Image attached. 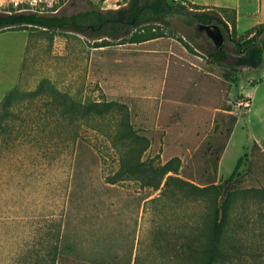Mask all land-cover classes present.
Listing matches in <instances>:
<instances>
[{
	"label": "rangeland",
	"instance_id": "374dc122",
	"mask_svg": "<svg viewBox=\"0 0 264 264\" xmlns=\"http://www.w3.org/2000/svg\"><path fill=\"white\" fill-rule=\"evenodd\" d=\"M171 2L194 8L187 0ZM126 4L0 0V13L72 15ZM261 5L241 0L239 37L264 22ZM157 30L163 36L143 43L32 27L0 31V264H51L54 257L56 264H177L176 248L202 232L208 203L178 184L166 190V178L157 189L160 171L151 184L150 172L110 182L125 167L104 128L118 124L124 109L148 144L142 161L157 170L179 165L181 178L224 185L243 158L235 178L242 188L264 189V155L238 126L248 106L245 90L258 81L264 61L255 71L211 64L190 39L208 49L232 45L214 24L176 17ZM55 98L105 105L114 115L95 118L99 130L82 126L75 151H53L48 128L67 123L52 116Z\"/></svg>",
	"mask_w": 264,
	"mask_h": 264
},
{
	"label": "trees",
	"instance_id": "16d2710c",
	"mask_svg": "<svg viewBox=\"0 0 264 264\" xmlns=\"http://www.w3.org/2000/svg\"><path fill=\"white\" fill-rule=\"evenodd\" d=\"M193 5L194 8L190 9L183 3H174L171 0H127L126 5L117 9L104 10L93 5L88 10L72 15L12 10L0 13V31L32 27L44 32H74L93 40L112 39L123 43H143L163 36L157 32L158 27L170 26L176 17H181L188 25L199 23L202 26H219L222 34L232 44L208 49L198 38L191 37L190 41L206 53L211 64L226 66L231 70L255 71L260 68L264 61V23L253 27L241 38L238 36L235 8ZM230 10L232 14L228 15ZM224 12L230 20H227ZM54 100L57 110L53 111L52 116L61 117L67 123L65 126L58 123L49 126L53 151L61 147L69 149L70 152L75 151L82 126L85 129L99 130L100 124H97L95 118L114 115L105 105L100 107L87 103L81 107L75 102L62 103L61 99ZM121 112L123 115L118 124L104 128V133L113 140V146L120 151V162L125 167L120 168L110 182L116 183L141 172H150L154 175L146 182L151 184L160 171L161 179L154 184L157 189L166 178V190L171 189L173 184H178L185 195L192 193L197 198L200 195L208 203L207 222L198 227L202 232L189 235L183 240L181 247L176 248L173 257L177 264H264V189L242 188L239 178H235L242 167L243 158L238 160L234 172L224 185H217L216 180L196 184L189 177L181 178L178 176L179 165L173 168L162 166L157 170L158 166L142 161V154L148 144L145 145L133 130L129 111L124 109ZM253 148L264 155L256 142ZM170 172L173 174L169 175ZM252 192H255L253 200L248 197L252 196ZM239 196L243 202L239 201ZM223 197L224 206L220 204ZM56 262L54 257L51 264Z\"/></svg>",
	"mask_w": 264,
	"mask_h": 264
},
{
	"label": "crops",
	"instance_id": "0c3cea01",
	"mask_svg": "<svg viewBox=\"0 0 264 264\" xmlns=\"http://www.w3.org/2000/svg\"><path fill=\"white\" fill-rule=\"evenodd\" d=\"M196 5H208L238 9L241 0H187ZM260 14L264 16V0L260 6ZM240 10H238V13ZM264 23V22H261ZM261 67V66H260ZM264 71V70H263ZM262 71V72H263ZM260 74L258 81L245 90L244 96L248 106L238 120V126L246 128L249 139L257 143L264 153V73Z\"/></svg>",
	"mask_w": 264,
	"mask_h": 264
},
{
	"label": "built area",
	"instance_id": "2783aa9c",
	"mask_svg": "<svg viewBox=\"0 0 264 264\" xmlns=\"http://www.w3.org/2000/svg\"><path fill=\"white\" fill-rule=\"evenodd\" d=\"M246 105H248V103H245Z\"/></svg>",
	"mask_w": 264,
	"mask_h": 264
}]
</instances>
